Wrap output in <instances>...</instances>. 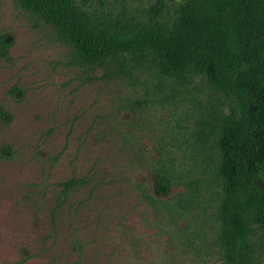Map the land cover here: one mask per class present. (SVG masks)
Returning a JSON list of instances; mask_svg holds the SVG:
<instances>
[{
	"label": "rangeland",
	"instance_id": "obj_1",
	"mask_svg": "<svg viewBox=\"0 0 264 264\" xmlns=\"http://www.w3.org/2000/svg\"><path fill=\"white\" fill-rule=\"evenodd\" d=\"M99 29L170 24L185 0H73ZM157 13V15H156ZM233 103L151 58L83 61L15 0H0V264H223L216 150ZM157 169L179 187L143 196ZM246 264H264L253 226Z\"/></svg>",
	"mask_w": 264,
	"mask_h": 264
},
{
	"label": "trees",
	"instance_id": "obj_2",
	"mask_svg": "<svg viewBox=\"0 0 264 264\" xmlns=\"http://www.w3.org/2000/svg\"><path fill=\"white\" fill-rule=\"evenodd\" d=\"M15 1L83 61L151 58L163 75L199 77L233 103L216 145L218 240L223 264H246L253 226L264 227V0H185L170 24L154 19L130 31L97 28L73 0ZM147 152L152 181L143 196L157 210V195L181 180L172 168L157 169V148Z\"/></svg>",
	"mask_w": 264,
	"mask_h": 264
}]
</instances>
